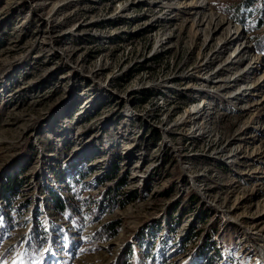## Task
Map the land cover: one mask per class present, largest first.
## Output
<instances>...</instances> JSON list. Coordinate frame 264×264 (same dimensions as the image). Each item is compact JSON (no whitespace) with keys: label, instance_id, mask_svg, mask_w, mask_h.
<instances>
[{"label":"rangeland","instance_id":"rangeland-1","mask_svg":"<svg viewBox=\"0 0 264 264\" xmlns=\"http://www.w3.org/2000/svg\"><path fill=\"white\" fill-rule=\"evenodd\" d=\"M67 1L0 0V264H260L264 0ZM243 42L250 57L200 90Z\"/></svg>","mask_w":264,"mask_h":264},{"label":"bare ground","instance_id":"bare-ground-1","mask_svg":"<svg viewBox=\"0 0 264 264\" xmlns=\"http://www.w3.org/2000/svg\"><path fill=\"white\" fill-rule=\"evenodd\" d=\"M83 1L84 0H68L67 4H78V3H81ZM160 3H162V0H157V5H160ZM47 4H49L48 1H44L41 3V5H47ZM132 5L133 4H123L122 3L120 6V8H121L120 13L127 14L130 11H132V7H133ZM197 5L198 4L196 2L189 1V2H186L185 5L184 4L180 5L178 8L186 7V8H189V10H191V9H195L197 7ZM170 7L171 8L168 9V10H170L168 14L175 12L174 6H170ZM198 7H199V9L204 8L203 5H198ZM178 15H179L178 13H173V15H170L169 17H170V19H173V18H176ZM76 25H78V23ZM80 26H81V24H80ZM237 36L239 38H241L243 36V34L236 32L235 34L228 36L226 39V42L228 44H230V42L234 39V37H237ZM166 38L161 39V43H162L161 45H163L165 43L164 39H166ZM170 39H172L171 35L168 37L169 41H170ZM217 51H220V49H218ZM214 54H218V53L215 52ZM250 54H251L250 47L246 44V42H243L240 45V47L238 49H236L230 55V57L228 59L229 63L226 66L222 67L220 71L211 74L209 77L203 75V78H201L202 83H201L200 90L207 89L208 86H210V83L214 82L213 79L218 76V75H216L217 73L220 74V73H224V72L230 70L231 65H235L237 63L238 64L242 63L244 60H246L250 57ZM215 57H217V55ZM260 66L261 65L256 64V62H255L253 65H248L247 67L243 68L241 70L240 74L237 76H233L229 79L217 80V81H223V83H222L223 85H219L218 87L220 89L223 88V90L225 88H232V87L236 86L240 81H244L246 79L247 75L250 72H252V70H256V69L260 70L261 69ZM206 67H207L206 64L200 63V64L196 65L194 68L186 71V73H184L182 75V77L187 78V80L193 81L195 79V77H198V76H196V72H199L200 70L204 71V70H206ZM187 87H192V85H188ZM259 90H260V85H258V84H251L250 86L248 85L247 87L246 86H240L232 93V95L228 96V99H231L232 101L235 99L240 100L243 96L247 95V92H249L248 93L249 96L254 97L255 95H257L256 92H258ZM204 92L206 93L207 91L205 90ZM210 106L211 105H209L208 102L203 101V103H199V104H196V105L189 107L185 113L180 115L175 120V122L171 125L170 128H166V127L162 126L163 131L166 132V134H169L171 131H174L175 129L179 128L180 126H182L188 122H195L198 120L200 121V119H203V118H205L206 115H208V111L210 109ZM136 177H137V175H136ZM228 219L231 221V222L229 221V224H231L233 222L232 224L235 225V227H236V225L241 227L243 224V221H241L238 218H233L232 216H229ZM247 234H248L247 235V237H248L247 242H249V245L252 247V249H254V251L258 255V262L260 264H262L264 262V234L254 232V230H252L250 228L248 229ZM259 235H261L262 237Z\"/></svg>","mask_w":264,"mask_h":264},{"label":"trees","instance_id":"trees-1","mask_svg":"<svg viewBox=\"0 0 264 264\" xmlns=\"http://www.w3.org/2000/svg\"><path fill=\"white\" fill-rule=\"evenodd\" d=\"M259 48L262 49V47H259ZM59 200H60L62 203H61V202L59 203ZM56 201H57L58 205L60 204V205H59V206H60V207H59L60 212H61V211H62V212H65V211H66V208H70V207H69L70 204H68V203H64L63 200H62L61 198L57 197V200H56ZM58 205H57V206H58ZM68 205H69V206H68ZM67 210H68V209H67ZM212 226H213V227H212L213 230L210 231V237H209L210 239L213 238V235H214V233L216 232V229H215L216 224H214V225H212ZM214 230H215V232H214ZM211 244H212V247H213L212 249L215 251V249H217V248L213 246V245H214L213 243H211ZM207 245H208V243L206 244V246H207ZM209 247H210V246H209ZM209 249H211V247L208 248V250H209ZM204 255L206 256L207 254L205 253ZM206 257H207V256H206Z\"/></svg>","mask_w":264,"mask_h":264},{"label":"snow or ice","instance_id":"snow-or-ice-1","mask_svg":"<svg viewBox=\"0 0 264 264\" xmlns=\"http://www.w3.org/2000/svg\"><path fill=\"white\" fill-rule=\"evenodd\" d=\"M44 251L47 252V251H49V249L48 248H45ZM13 264H15V261H13Z\"/></svg>","mask_w":264,"mask_h":264}]
</instances>
